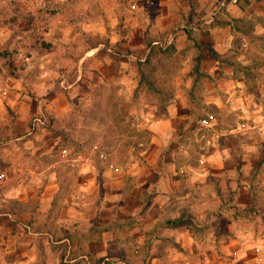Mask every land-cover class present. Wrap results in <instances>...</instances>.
I'll return each instance as SVG.
<instances>
[{
  "label": "crops",
  "instance_id": "obj_1",
  "mask_svg": "<svg viewBox=\"0 0 264 264\" xmlns=\"http://www.w3.org/2000/svg\"><path fill=\"white\" fill-rule=\"evenodd\" d=\"M19 1L28 7L24 13L16 3L0 0V137L6 145L0 178L45 175L55 178V185L40 182L35 215L29 208L34 188L9 189V201L18 206L0 212V264H38L40 255L46 256L45 264H62L66 255L71 263L82 259L79 264H86L83 258L107 257L115 247L121 250L117 239L127 237L116 239L113 223L133 215L141 249H146L135 264H264V247L240 224L241 211L256 205L252 181L243 183L240 177L264 175V154L239 151L242 141L249 148L254 133L264 131V78L251 74L254 63L264 60V8L254 0H89L81 21L80 6L69 0H54V5L51 0ZM169 47L175 54L187 53L164 104L157 98L165 95L157 86L162 77L144 70L151 60L159 65L157 56L164 54L156 51ZM195 48L201 50L198 59ZM75 108L112 111L121 119L127 112L135 147L121 151L129 138L127 121H109L102 136L92 122L81 126L88 143L113 133L120 150L98 157L94 150L75 154L72 198L52 212L54 195L61 191V166L38 171L16 166L14 147L27 137L15 136L10 114H21L24 123L32 114H54L64 128ZM186 135L200 142L199 152L186 150L181 141ZM54 140L58 143L59 137ZM73 140L84 144L79 136ZM99 190L109 194L97 205ZM9 201L0 200V209ZM132 207L135 214L128 216ZM96 209L110 224L100 235ZM33 216L60 227L66 222H84L85 227L72 239V252L65 253L58 246L70 241L32 231L27 222ZM39 236L48 245L40 255L31 242Z\"/></svg>",
  "mask_w": 264,
  "mask_h": 264
},
{
  "label": "rangeland",
  "instance_id": "obj_2",
  "mask_svg": "<svg viewBox=\"0 0 264 264\" xmlns=\"http://www.w3.org/2000/svg\"><path fill=\"white\" fill-rule=\"evenodd\" d=\"M9 4H17V6H20V12L24 13L28 7L24 8L23 2L17 0H6ZM257 2V7H263L264 8V0H254ZM67 2V1H66ZM76 3L78 4L77 7L81 9V21L85 19L83 12L86 10L84 7H89V0H69L68 3ZM119 3H124V1H121ZM157 3V2H156ZM51 4L54 5L55 1L51 0ZM125 5V4H124ZM5 9V8H4ZM88 12V11H87ZM79 17V18H80ZM83 18V19H82ZM261 41V40H258ZM195 47V46H194ZM197 53L201 52L200 49L195 48ZM162 53L164 54V57L159 58L157 54ZM157 59L161 61L159 65H156L152 60L150 61V64L145 68L144 73L147 76H161L162 80L163 75L167 77L168 80H160V84L157 83L159 91H162L164 93L165 97L160 94V96H156L158 99L162 101V103H167V97L171 96L172 90L174 89L175 81L172 82V77H176L178 74L181 73L182 69V60L186 56L187 52H184L180 55L175 54L174 50L170 47L166 50H163L162 48H159L156 51ZM153 54V53H151ZM197 56V55H196ZM200 54L196 57L198 59ZM264 65V60L259 59L256 63H254V70L251 74H255L257 76H262L264 78V71L262 70V66ZM254 76V75H253ZM255 77V76H254ZM102 88H104L102 86ZM198 98V97H197ZM113 101V100H112ZM263 107H264V101H263ZM113 105V103H112ZM163 110L158 112V115H163ZM123 112L122 119L119 113L116 112H98V111H91V112H82L81 108H75V112H72L68 115V117L64 120V128L61 127L57 123V120L55 119L54 114H32V116L28 119L27 123H24L20 120L21 114L11 113L10 114V126H14L15 128V136H21L25 135L27 138H25L21 142H16L15 154H16V166L18 165H25L27 168H32L35 170H39L40 168H52V169H58L59 166L61 170V176L58 178L60 180L61 184V191L58 194L54 195V202H55V208L52 210V212L60 211L59 204L63 202L65 199L71 200V196L73 195V185L77 181V178L75 177L76 173L74 169H77L76 167H72L73 163L72 158L77 153H88L91 150L95 151L97 153V157L102 155L103 153H112L119 149L118 144L116 142L117 137L110 133L107 138H104L100 141V143H97L96 140H93V142L88 143V132L87 129H80V127H87L89 122H92L90 124H95L98 129V135L102 136L105 129H103V125L108 123L109 121H127L129 124V128L127 129L128 139L124 143L121 144V151L127 152L130 151V149L134 148V136L135 131L132 128L130 122L132 118L130 115L126 112ZM126 115V117L123 118V116ZM201 114L197 113L196 119L199 120ZM74 127V128H73ZM74 129V130H73ZM100 130V132H99ZM224 131H228V128H225ZM108 133V132H107ZM28 134V135H27ZM79 136L81 140H84V144H76L75 140H73V137ZM143 139L142 142L146 144L147 141H149L148 135L144 134L142 135ZM59 137L58 143L54 140V138ZM240 137L244 138L242 133L240 134ZM263 139V140H262ZM92 141V140H91ZM183 141V144L186 147V150L189 153H197L200 151V142L196 140V137L194 135H186L181 139ZM242 141V140H241ZM2 136L0 137V155L1 150L6 148V145H4ZM24 142V143H23ZM243 146L241 145L239 147L240 152H246L249 151L250 153L254 152L256 156H263L264 154V131L259 129L257 132L254 133V137L252 139V146L248 148V146L245 144V141H242ZM146 146H144L145 149ZM170 146L166 147V151L169 150ZM11 148V147H10ZM120 150V149H119ZM139 150V149H138ZM238 151V149L236 150ZM4 152V151H3ZM63 152H65L67 155L66 159L64 160V163H60L62 161ZM41 155V156H39ZM102 160L98 159L97 165L100 168H103V165L101 163ZM255 164H260L262 167L263 162L261 161H254ZM105 166V165H104ZM260 167V168H261ZM102 178V177H101ZM45 181V185H55V178L50 177H22V176H16L14 178H7L3 177L0 178V200H6L8 199V191L11 189V187L20 188L23 187V185H31L33 189V196L31 198L30 203V210L35 215L37 212V209L39 208V201H40V192L37 188L41 185V181ZM241 182L245 183L246 181H252L253 189H254V197H255V206L250 207V209L245 208L240 213V224L243 228V230L249 229L252 231L255 235V242L259 243L264 247V175L261 174L260 176H255L253 178H247V177H240ZM129 188H132L133 186L130 184V180H128ZM132 186V187H131ZM102 187V186H101ZM51 193L49 192V195ZM109 194V191L105 190H99L95 193V200L96 204L99 205L100 202L103 200L104 197ZM131 192L127 193V196H130ZM9 204H6L4 209H0L1 213H10L13 206H18L17 201H9ZM2 203V202H1ZM62 206V205H61ZM60 206V207H61ZM23 210V209H21ZM96 232L98 235L102 234V232L105 229H109L108 227L110 224H106L104 222V217L102 215H99V209H96ZM135 214V208L132 207L130 210H128V216ZM27 223L31 227L32 231L34 232H45L48 231L52 233V240H55V238H67L70 241L69 243H65L61 246V250L65 253L71 250L72 252V239L77 238L78 235L77 230L84 228L85 223L81 222L79 223H72L66 222L64 226L60 227L58 224H56V221L53 220H44L41 218H37L36 216L32 217ZM44 220V221H43ZM122 224L113 223V226H115V232L117 235H115V238H119V236H123L124 234L127 235L126 239H123L122 241L117 239V242L121 244V250L119 247H115L114 251L111 252L110 255L107 257H102L100 259H95V261L89 259L86 260L83 258V261H85L86 264H135V259L138 256H141V253L145 252V250L141 249V245L139 243L138 234L135 230V225L138 223V217L136 215H133L131 218L128 217V219L124 222H121ZM118 225V228H117ZM22 227V226H21ZM24 228V227H23ZM22 233V230L19 229ZM259 239V240H258ZM32 245H34L37 248V252L39 255L44 252L45 249H47V241L43 237H33L32 239ZM49 242H51V239H49ZM53 243V242H51ZM147 248H149L150 243H146ZM52 249L54 248L53 245H51ZM264 256V248L260 249ZM71 255L65 256L63 258L62 264H79V262H82L81 260L75 261L71 263ZM99 260V261H98ZM47 261L46 256L44 255L39 257L38 264H45Z\"/></svg>",
  "mask_w": 264,
  "mask_h": 264
},
{
  "label": "built area",
  "instance_id": "obj_3",
  "mask_svg": "<svg viewBox=\"0 0 264 264\" xmlns=\"http://www.w3.org/2000/svg\"><path fill=\"white\" fill-rule=\"evenodd\" d=\"M207 127L210 128L209 130H213V129H212V126H207ZM213 137H214V139H218V138H219V135H218L217 133H215V131H214V132H213Z\"/></svg>",
  "mask_w": 264,
  "mask_h": 264
}]
</instances>
